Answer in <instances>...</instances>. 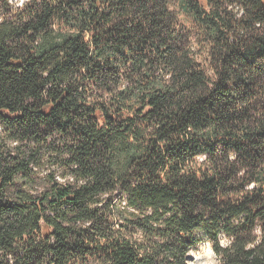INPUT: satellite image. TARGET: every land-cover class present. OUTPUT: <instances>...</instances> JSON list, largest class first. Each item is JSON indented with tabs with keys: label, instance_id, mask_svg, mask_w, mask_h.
<instances>
[{
	"label": "trees",
	"instance_id": "16d2710c",
	"mask_svg": "<svg viewBox=\"0 0 264 264\" xmlns=\"http://www.w3.org/2000/svg\"><path fill=\"white\" fill-rule=\"evenodd\" d=\"M0 264H264V0H0Z\"/></svg>",
	"mask_w": 264,
	"mask_h": 264
},
{
	"label": "rangeland",
	"instance_id": "374dc122",
	"mask_svg": "<svg viewBox=\"0 0 264 264\" xmlns=\"http://www.w3.org/2000/svg\"><path fill=\"white\" fill-rule=\"evenodd\" d=\"M10 3L14 5H21L23 2H26L27 0H8ZM211 252L212 256L210 257V264H216L218 262V258L216 257L212 243L210 241H205L202 244H200L195 250L191 251L189 254V264L193 263V257L199 255V254H209ZM210 255V254H209Z\"/></svg>",
	"mask_w": 264,
	"mask_h": 264
},
{
	"label": "bare ground",
	"instance_id": "6f19581e",
	"mask_svg": "<svg viewBox=\"0 0 264 264\" xmlns=\"http://www.w3.org/2000/svg\"><path fill=\"white\" fill-rule=\"evenodd\" d=\"M209 254H199L193 257V263L194 264H210L209 261H210V257L212 256V254L211 252H209Z\"/></svg>",
	"mask_w": 264,
	"mask_h": 264
},
{
	"label": "built area",
	"instance_id": "2783aa9c",
	"mask_svg": "<svg viewBox=\"0 0 264 264\" xmlns=\"http://www.w3.org/2000/svg\"><path fill=\"white\" fill-rule=\"evenodd\" d=\"M2 130V128L0 127V131Z\"/></svg>",
	"mask_w": 264,
	"mask_h": 264
},
{
	"label": "water",
	"instance_id": "95a60500",
	"mask_svg": "<svg viewBox=\"0 0 264 264\" xmlns=\"http://www.w3.org/2000/svg\"><path fill=\"white\" fill-rule=\"evenodd\" d=\"M189 259H190V257H189Z\"/></svg>",
	"mask_w": 264,
	"mask_h": 264
}]
</instances>
